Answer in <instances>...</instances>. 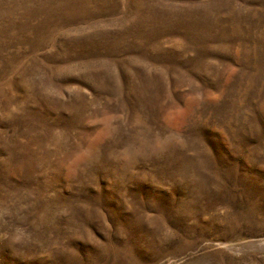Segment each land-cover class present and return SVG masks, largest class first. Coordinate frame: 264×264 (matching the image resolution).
<instances>
[{"label":"rangeland","instance_id":"1","mask_svg":"<svg viewBox=\"0 0 264 264\" xmlns=\"http://www.w3.org/2000/svg\"><path fill=\"white\" fill-rule=\"evenodd\" d=\"M0 264H264V0H0Z\"/></svg>","mask_w":264,"mask_h":264}]
</instances>
